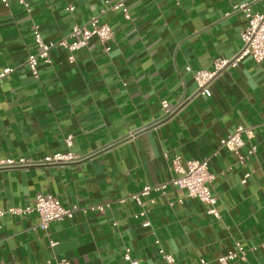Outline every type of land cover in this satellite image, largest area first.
Returning <instances> with one entry per match:
<instances>
[{"label":"crops","instance_id":"1","mask_svg":"<svg viewBox=\"0 0 264 264\" xmlns=\"http://www.w3.org/2000/svg\"><path fill=\"white\" fill-rule=\"evenodd\" d=\"M27 2L29 8L0 0V73L14 70L0 81V160L33 165L0 170V209L33 208L40 194L54 195L65 207H110L104 214L78 212L49 231L39 228L34 213L7 214L0 264H125L127 249L140 264H166L157 239L175 264H219L236 252V243L247 254L234 264H264V63L247 58L225 70L210 84L211 97L198 94L187 71H212L216 60L233 59L247 23L235 7L249 4L259 12L262 2ZM121 2L130 19L124 9L112 10ZM94 17L112 27L111 41L93 39L74 62L67 50L55 48L53 64L41 62L33 76L27 61L39 51L34 26L51 43ZM239 127L254 128L241 150L245 164L227 150L210 162L220 219L208 214V205L170 187L143 198L151 223L143 228L142 210L130 196L170 182L177 155L184 161L209 158ZM252 146L257 154L247 158ZM68 153L82 160L43 164ZM246 174L251 177L243 185Z\"/></svg>","mask_w":264,"mask_h":264},{"label":"built area","instance_id":"2","mask_svg":"<svg viewBox=\"0 0 264 264\" xmlns=\"http://www.w3.org/2000/svg\"><path fill=\"white\" fill-rule=\"evenodd\" d=\"M19 5L29 8L27 0H16ZM261 1L262 6L259 12L252 11L249 4H243L235 7L236 12L244 13L247 23L244 31L242 32L243 47L241 51L231 60L218 59L214 64L212 71H197L193 72L189 67L188 72L194 74L195 82L198 86V94L211 97L210 84L225 70L237 68L245 59L251 58L258 64L264 63V0H255V2ZM5 6H9V0H2ZM108 4V2H107ZM124 4L118 3L112 6V10L124 9ZM75 9L70 7L68 11L73 12ZM125 16L130 19V15L127 10L124 9ZM33 38L39 49L37 54L30 55L27 61V65L30 68L34 77L39 76L38 67L41 62L44 64H53L51 58V51L55 48L65 49L70 53V61L74 62V54L76 52L87 49L93 39H98L101 43L106 44L114 38V31L111 26L103 24L100 18L94 17L85 25H75L72 27L68 36L62 38L57 42L46 43L40 32V28L33 27ZM110 50L109 48L107 49ZM14 70L7 68L0 73V81L6 79L12 75ZM162 107L167 109L168 103L162 102ZM170 111H167L169 114ZM254 138L253 127H239L232 134H229L226 138L222 139L219 148L207 159L204 160H187L184 161L179 155L175 156L172 160L174 176L168 183L157 184L154 186H145L140 192L131 195L130 199L135 201L141 208L139 216L144 218L142 223L143 228L151 227V223L147 220V205L143 198H149L153 193L165 194L170 187H176L182 191H185L187 198L198 200L209 206L208 214L220 219V213L218 211V198L213 192L212 185L216 180V177L210 171V162L212 158L218 156L221 150H227L228 152L237 156V161L240 165H244L246 157L241 154V150L244 148L246 140H252ZM68 147L73 146V136H69L66 139ZM257 154L256 146H252L248 157H254ZM82 159L75 156L73 153L68 154H56L51 158H47L43 164L45 165H65L72 164L81 161ZM33 165L28 161L22 160H0V170L9 168H23ZM251 174H246L242 184L246 185ZM127 199L120 200L121 204H124ZM109 204L105 205H91L81 207L74 205L71 207H65L61 201L52 194H40L36 198V202L33 208H27L26 210L21 208H10L9 210L0 209V235L2 231V221L7 214L13 216H20L24 214L34 213L39 217V228L42 231H49L52 224L63 222L66 220H73L78 212L88 215L90 213L99 212L104 214L106 209L109 208ZM156 245L159 246V254L166 262V264H175V257L165 252L161 247L160 240H156ZM56 244H52L55 246ZM247 254L246 248L236 243V252H231L226 256H223L218 260L219 264H234L238 261H245ZM125 264H140L138 260L134 259L131 255V250L127 249L124 254ZM205 264V262H202ZM57 264H69L67 260H62Z\"/></svg>","mask_w":264,"mask_h":264}]
</instances>
